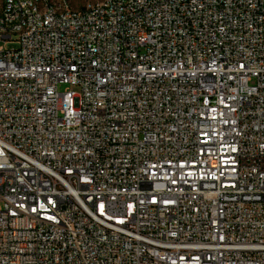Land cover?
<instances>
[{"label": "built area", "instance_id": "2783aa9c", "mask_svg": "<svg viewBox=\"0 0 264 264\" xmlns=\"http://www.w3.org/2000/svg\"><path fill=\"white\" fill-rule=\"evenodd\" d=\"M57 1L3 9L0 264H264V0Z\"/></svg>", "mask_w": 264, "mask_h": 264}, {"label": "bare ground", "instance_id": "6f19581e", "mask_svg": "<svg viewBox=\"0 0 264 264\" xmlns=\"http://www.w3.org/2000/svg\"><path fill=\"white\" fill-rule=\"evenodd\" d=\"M113 3L114 0H87L85 10L98 9L100 3ZM10 0H0V28L3 37H16L17 32H24V12H17L12 18H6L3 9L9 6ZM23 5H31V0H23ZM64 8V1L38 0L34 7L35 15H45L48 9ZM51 17H59V10H51ZM60 20H67V13H60Z\"/></svg>", "mask_w": 264, "mask_h": 264}, {"label": "rangeland", "instance_id": "374dc122", "mask_svg": "<svg viewBox=\"0 0 264 264\" xmlns=\"http://www.w3.org/2000/svg\"><path fill=\"white\" fill-rule=\"evenodd\" d=\"M69 3H70V5L72 6V7H74V8H79V7H81L82 6V4L84 3V2H86L87 0H67ZM13 45H7L6 47H12ZM65 85H62L60 88L62 89L63 87H64Z\"/></svg>", "mask_w": 264, "mask_h": 264}]
</instances>
